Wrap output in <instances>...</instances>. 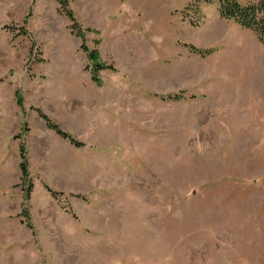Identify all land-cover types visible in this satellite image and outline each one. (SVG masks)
Returning <instances> with one entry per match:
<instances>
[{
    "label": "rangeland",
    "instance_id": "obj_1",
    "mask_svg": "<svg viewBox=\"0 0 264 264\" xmlns=\"http://www.w3.org/2000/svg\"><path fill=\"white\" fill-rule=\"evenodd\" d=\"M69 3L100 83L57 1L0 0V264H264L258 37L217 0Z\"/></svg>",
    "mask_w": 264,
    "mask_h": 264
},
{
    "label": "trees",
    "instance_id": "obj_2",
    "mask_svg": "<svg viewBox=\"0 0 264 264\" xmlns=\"http://www.w3.org/2000/svg\"><path fill=\"white\" fill-rule=\"evenodd\" d=\"M60 5L59 9L62 14H64L71 21L72 30L81 36L83 43L82 49L87 51L88 58L92 63V79L100 83L99 72L105 68L104 64L97 62V54L96 50L90 49L85 41L86 31L81 26L79 21L77 20L73 9L70 6L69 0H55ZM212 2V0H207ZM218 2V11L222 18L227 20H232L238 25H240L244 29H249L255 33L258 37L261 44L264 46V0H254L243 3L239 0H217ZM195 48V47H193ZM196 49V48H195ZM199 53H206V50H197ZM166 98L171 99L172 101H179L184 98L183 91L171 93L166 96ZM41 117L46 121L47 125L50 129L54 130L55 133L63 139L69 140L72 144L76 146H83V143H80L77 139H75L71 134L64 131L59 124L54 122L48 115L41 114ZM20 169L22 172V177L24 178V187L26 189L25 195L26 198L29 199L31 190L33 189V181L32 175L30 174V170L28 168V151L26 146L22 143L20 145ZM49 192L52 194L54 198H59V196L63 195V191L55 190L49 185H46ZM68 208L67 206H65ZM26 206L23 213L26 212ZM69 209V208H68ZM26 219H29L27 214H24ZM28 221V220H26ZM28 226L32 227V224L29 222Z\"/></svg>",
    "mask_w": 264,
    "mask_h": 264
},
{
    "label": "crops",
    "instance_id": "obj_3",
    "mask_svg": "<svg viewBox=\"0 0 264 264\" xmlns=\"http://www.w3.org/2000/svg\"><path fill=\"white\" fill-rule=\"evenodd\" d=\"M261 43V42H260Z\"/></svg>",
    "mask_w": 264,
    "mask_h": 264
}]
</instances>
